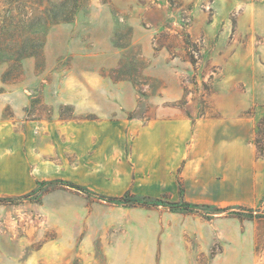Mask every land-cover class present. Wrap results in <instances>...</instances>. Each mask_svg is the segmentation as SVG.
<instances>
[{
    "label": "rangeland",
    "instance_id": "1",
    "mask_svg": "<svg viewBox=\"0 0 264 264\" xmlns=\"http://www.w3.org/2000/svg\"><path fill=\"white\" fill-rule=\"evenodd\" d=\"M29 4L34 16L51 7L69 16L49 28L38 55L14 64L18 80L3 83L11 63H0V197L38 189L30 201L0 205V264H81L100 254L102 240L113 239L101 230L96 244L82 243L83 232L55 245L54 221L69 204L87 206L72 213L84 229L87 215L108 213L94 205L121 207V257L130 258L137 235L142 254L154 247L155 264H264V224L214 210L264 214V101L253 97L264 79V36L250 26L251 0ZM6 10L0 3V26ZM189 51H197L194 68ZM162 108L190 127L177 116L156 119ZM38 167L50 177L36 178ZM56 180L158 202L123 207L39 184ZM181 202L207 218L170 206ZM166 239L182 259H164Z\"/></svg>",
    "mask_w": 264,
    "mask_h": 264
},
{
    "label": "trees",
    "instance_id": "2",
    "mask_svg": "<svg viewBox=\"0 0 264 264\" xmlns=\"http://www.w3.org/2000/svg\"><path fill=\"white\" fill-rule=\"evenodd\" d=\"M0 3L7 7V14L3 17L0 26V63L9 62L11 63L7 70L3 74V83L15 82L18 80L15 72V63H20V61L27 57L36 56L39 54L44 46V40L47 35L49 28L58 22L67 21L69 13L57 9L55 7L44 9L40 16H34L31 14L32 6L29 4L30 0H0ZM26 35H29L27 38ZM37 35H40L38 37ZM187 36V35H186ZM197 52V51H194ZM194 52H187L188 60L192 67H195L197 62ZM139 71L145 67V60L138 54L137 58ZM123 80V79H121ZM135 86L138 85L137 82H132ZM204 89L208 91V87L204 86ZM179 173V170H178ZM180 181V178H178ZM41 186L44 185H56L60 188L71 189L79 192L85 196H94L97 200L104 201L106 203H112L116 205H121L123 207H140V208H151L156 206L157 200L146 201L145 199L139 200L130 195L127 191L121 197H105L97 195L95 193H90L85 188L74 185L70 182H65L62 180H56L50 183H39ZM38 191V189H37ZM37 191H32L30 194L24 195L22 197H0V205H17L23 200L30 201L32 197L37 194ZM184 192L183 186L179 184V195L182 196ZM183 206L185 210L189 212H194L199 214L201 218L206 219L207 216L204 213H199L198 211H193V209L198 208L197 205H190L187 202L181 203H170V206ZM216 212L227 213V215L232 216L242 223L244 220L254 221L258 225L264 224V214H255L250 209L238 208L239 212L233 211V207L215 208ZM244 212V213H242ZM246 212V213H245Z\"/></svg>",
    "mask_w": 264,
    "mask_h": 264
},
{
    "label": "crops",
    "instance_id": "3",
    "mask_svg": "<svg viewBox=\"0 0 264 264\" xmlns=\"http://www.w3.org/2000/svg\"><path fill=\"white\" fill-rule=\"evenodd\" d=\"M252 7L249 8L247 11L248 19L250 21V26L253 30L255 35L264 36V0H251ZM223 35H226V32H223ZM257 101H264V79L258 81L254 85V96ZM4 98V97H0ZM126 111H131L134 109V106H130L125 108ZM161 116H177L179 118V122L182 126L189 128L190 123L189 121L183 116L179 111L176 109L171 108H162L157 111L154 115L156 119L160 118ZM228 120V119H227ZM228 122V121H225ZM231 122V121H229ZM199 126V125H198ZM123 155L125 156V148L123 149ZM121 156V152L119 154ZM47 167H48V163ZM38 167L34 171V175L36 178L43 179L49 178L50 176L47 175V172L44 170L47 168ZM53 171H51L52 173ZM64 211L71 212L70 214L63 215L59 219H55L54 227L57 230L58 238L55 240V245H58L61 248H66L75 242L77 236L81 235L85 232L82 243L86 244H96V240L98 234L100 233L99 230L103 232V234L112 235L113 239L112 242L109 240L104 241L103 248L100 254L91 252V254H87V258H85L84 262L81 264H127L125 260L128 258L126 256L121 257V207H111L108 205H94L91 207V211H96V208H104L103 210L108 211L107 215L102 217H97L94 215H87V220L85 223L87 224L86 228H82V222L79 221V216L76 214H72L74 212H84L87 210L86 205H64ZM101 223L100 229L96 224ZM116 226V227H115ZM83 229L85 231H83ZM115 230V232L113 231ZM137 236V235H135ZM134 236V251L130 255V258L133 262L130 264H155V250L154 247H150L146 252L142 254L139 251L137 245L138 240L137 237ZM111 236H109L110 238ZM169 242L166 239L165 244L163 246V255L164 259L172 258V259H182V252L178 248V250L169 251ZM93 248V247H92ZM93 250V249H92ZM91 250V251H92ZM143 260L146 262L143 263ZM129 264V263H128Z\"/></svg>",
    "mask_w": 264,
    "mask_h": 264
}]
</instances>
